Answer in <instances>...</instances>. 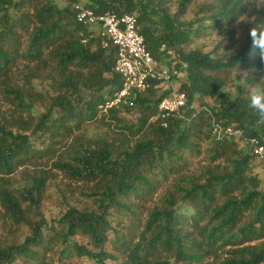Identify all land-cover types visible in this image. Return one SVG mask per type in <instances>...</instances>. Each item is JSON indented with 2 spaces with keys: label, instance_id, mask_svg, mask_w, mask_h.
<instances>
[{
  "label": "trees",
  "instance_id": "16d2710c",
  "mask_svg": "<svg viewBox=\"0 0 264 264\" xmlns=\"http://www.w3.org/2000/svg\"><path fill=\"white\" fill-rule=\"evenodd\" d=\"M75 5L136 16L152 56L181 78L179 114L163 124L174 90L156 80L100 109L121 86L117 49ZM261 22L257 0H0V264H264V177L249 144L264 124L247 96L264 84L249 36ZM212 34L209 50L191 48ZM98 117L126 133L86 135ZM202 141L207 162L192 172Z\"/></svg>",
  "mask_w": 264,
  "mask_h": 264
},
{
  "label": "built area",
  "instance_id": "2783aa9c",
  "mask_svg": "<svg viewBox=\"0 0 264 264\" xmlns=\"http://www.w3.org/2000/svg\"><path fill=\"white\" fill-rule=\"evenodd\" d=\"M75 18L87 25H98L106 37L103 46L111 44L117 49L115 70L121 78V86L112 96L99 105L101 110L125 103L134 91L145 90L151 81H168L177 72L168 66H161L147 49L144 37L137 31V20L134 14L116 15L106 11L96 13L89 7L75 5ZM184 91H172L162 98L159 111L163 124L166 119L179 114L186 104ZM231 132L230 128H227ZM237 133H240L237 131ZM252 153L262 166L264 177V139L252 136L249 138Z\"/></svg>",
  "mask_w": 264,
  "mask_h": 264
},
{
  "label": "rangeland",
  "instance_id": "374dc122",
  "mask_svg": "<svg viewBox=\"0 0 264 264\" xmlns=\"http://www.w3.org/2000/svg\"><path fill=\"white\" fill-rule=\"evenodd\" d=\"M186 17L187 18L191 17L190 11L187 12ZM250 18H252V17L251 16L250 17H247V16L242 17L238 22L234 23V25H233L234 34H235V39L237 41L241 40L242 36L244 35L245 29L247 27L246 23L251 20ZM216 39H217L216 34L206 35L205 37H201L199 39H193L190 46H191V48L202 47L204 50H209L213 46V44L215 43ZM180 81H181V78L175 77V75H173V77H170L168 79V81H164L163 84H161V85H162L163 89H165V90L169 87H171L173 90H176L180 85ZM46 87H48L47 81H43L42 83H39V85H38L39 89L46 88ZM209 102H211V101L209 100ZM195 106H198V103H195ZM3 108L8 110V105H4ZM123 116H125L126 119H128L130 121H133L135 118L134 115H132V114L123 113ZM104 119L108 120L107 117H105ZM97 120L98 121H95L93 123L86 125L85 130H84L86 135L91 136V137H96L99 135H105V136L110 135L112 138L115 139V138H121L123 132L126 133V131L118 132V130H115V128H113V121L109 120L108 122H103L100 120V117H98ZM207 145H208L207 142H203V141L200 142L201 154L199 156H192V155L189 156V158H188L190 161L189 165H190V170H192V172L197 171L201 164H204L205 162H207V152L205 151V148L207 147ZM254 164L256 166L255 167L256 171H258L259 173L262 174L261 164L256 159H255ZM44 165H46L47 169L51 167L50 162H48L47 164H44ZM53 171H56V170L53 169ZM56 179H57V181H59L63 184H67L68 186L72 187V189L75 191L74 196L72 198L74 200L78 201V203L82 202V201H84V202L86 201L87 203H90V199L83 198V196H81L79 194V188L81 187L80 182L79 183L73 182L72 180H70V179L66 178L64 175H62V173H59ZM166 183L163 184V187L166 185ZM161 191H162V189H160L158 191V193H161ZM55 195H56V193L53 192V196H55ZM153 201H156V194L152 199V202ZM150 204H151V202L147 203V205H150ZM47 216H51V213L49 211L47 212ZM85 264H88V263L85 262Z\"/></svg>",
  "mask_w": 264,
  "mask_h": 264
},
{
  "label": "clouds",
  "instance_id": "9594fccd",
  "mask_svg": "<svg viewBox=\"0 0 264 264\" xmlns=\"http://www.w3.org/2000/svg\"><path fill=\"white\" fill-rule=\"evenodd\" d=\"M258 6H264V0H257ZM254 19V18H253ZM251 40L250 51L255 54L259 50L261 60L264 61V22L252 27L249 31ZM260 81H264V77ZM248 107L253 111L256 125L264 124V84L253 86L248 90Z\"/></svg>",
  "mask_w": 264,
  "mask_h": 264
}]
</instances>
